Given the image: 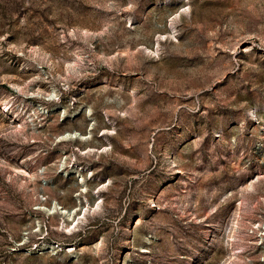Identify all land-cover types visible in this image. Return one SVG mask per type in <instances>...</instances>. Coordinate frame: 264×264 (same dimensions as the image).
Listing matches in <instances>:
<instances>
[{"label":"rangeland","instance_id":"1","mask_svg":"<svg viewBox=\"0 0 264 264\" xmlns=\"http://www.w3.org/2000/svg\"><path fill=\"white\" fill-rule=\"evenodd\" d=\"M0 264H264V0H0Z\"/></svg>","mask_w":264,"mask_h":264}]
</instances>
